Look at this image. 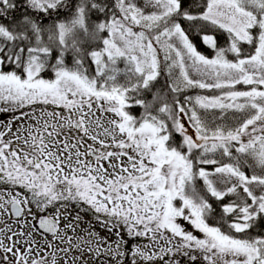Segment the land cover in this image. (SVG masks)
Returning <instances> with one entry per match:
<instances>
[{"label": "snow or ice", "instance_id": "6c2138e0", "mask_svg": "<svg viewBox=\"0 0 264 264\" xmlns=\"http://www.w3.org/2000/svg\"><path fill=\"white\" fill-rule=\"evenodd\" d=\"M22 3L0 0V217L31 230L0 219V264H264V0ZM77 204L116 239L78 235Z\"/></svg>", "mask_w": 264, "mask_h": 264}, {"label": "rangeland", "instance_id": "374dc122", "mask_svg": "<svg viewBox=\"0 0 264 264\" xmlns=\"http://www.w3.org/2000/svg\"><path fill=\"white\" fill-rule=\"evenodd\" d=\"M13 115V113H0V130H3V125L7 124L10 122L11 120V116ZM32 114L29 113V116H31ZM35 115L39 116L40 115V111L39 109L36 110ZM35 124V121L33 119H29L28 117H25L23 120H18L15 123L12 124V131L13 133L16 132L17 128L20 127L21 125H23V128H21V135L22 136H26L27 133L23 131L24 128H28L30 125ZM12 134L10 133L9 136H11ZM9 137H6V139H8ZM72 142V141H69ZM83 206L80 205V209H79V215L81 217V221H80V226L78 229V235H84L85 234V230L88 231H93L95 233H98L101 237H105L109 240V242L114 241L116 239L115 235H114V231L113 232H109L106 230V228L100 223V221H98L95 217V214H90L89 212L86 213L87 209L82 208ZM70 211V210H69ZM77 209H74L72 213L73 216H75ZM0 219H2L3 221H5L8 225H10L13 229V231H19V230H24V231H30V227L28 225H23L22 220L21 223H17L16 219H13L12 217H10L8 214H5L3 217H0ZM29 220H31V218L29 217ZM183 223V222H182ZM3 226V225H0ZM186 228H188L189 230H191L190 226L185 225ZM121 235L123 236V238L128 241V243L125 245L124 250L127 251V249L129 247H131L134 243V241L130 240L127 235L123 232V230H121ZM197 235H199V233H197ZM37 240L40 241L41 246H44L45 241L41 240V238L39 236L36 237ZM7 242V241H5ZM139 243L141 244H145L147 243V240L145 239H141L139 241ZM101 259H105V257H101ZM182 261V264H185V258H180ZM109 264H111V262H109ZM124 264H128L127 259H125Z\"/></svg>", "mask_w": 264, "mask_h": 264}, {"label": "trees", "instance_id": "16d2710c", "mask_svg": "<svg viewBox=\"0 0 264 264\" xmlns=\"http://www.w3.org/2000/svg\"><path fill=\"white\" fill-rule=\"evenodd\" d=\"M17 4H18L17 9L14 12L11 13V16L9 17V19H11L13 17H20L26 11V8L23 6L22 0H17ZM61 15H63V14H61ZM41 16L43 17V14H41ZM49 22L50 21L47 18H44V23L45 24H47ZM185 27H187V25H185ZM194 42H197L199 50L205 52V54H207V55H212V53L209 50H207L205 47H203L202 45H200L198 41H194ZM219 42L221 44L224 43V39H223L222 36L219 38ZM164 80H165V77L162 76L161 79H160V81H158L156 87L157 88H160L164 84ZM238 87H242V86H238ZM164 90L167 91L166 88ZM186 94L187 95H197V94H201V95H212L213 93L212 92H209L207 90H198L197 89V90H192V91H190V92H188ZM181 99H183L182 96H181ZM134 111L136 113H139L141 110L139 108H136V109H134ZM213 206H214V208H216V213H217V216H218L220 209L216 205L215 202H213ZM211 222H213V221H210V223ZM258 233H264V224H258L257 225V227H256L255 231L253 232V234L255 235V234H258Z\"/></svg>", "mask_w": 264, "mask_h": 264}, {"label": "flooded vegetation", "instance_id": "af4514ba", "mask_svg": "<svg viewBox=\"0 0 264 264\" xmlns=\"http://www.w3.org/2000/svg\"><path fill=\"white\" fill-rule=\"evenodd\" d=\"M85 207H86V206H83L82 208H85ZM74 209H77L76 213L79 212L80 205L77 204V205H75L73 208H71V209H70L71 213H75V212H73ZM86 209H87V207H86ZM88 212H89L90 214L93 213L92 211H90V210L87 209L86 213H88ZM93 214H94V213H93ZM49 239H51V236H49Z\"/></svg>", "mask_w": 264, "mask_h": 264}, {"label": "water", "instance_id": "95a60500", "mask_svg": "<svg viewBox=\"0 0 264 264\" xmlns=\"http://www.w3.org/2000/svg\"><path fill=\"white\" fill-rule=\"evenodd\" d=\"M13 218H15L14 214L12 215Z\"/></svg>", "mask_w": 264, "mask_h": 264}]
</instances>
